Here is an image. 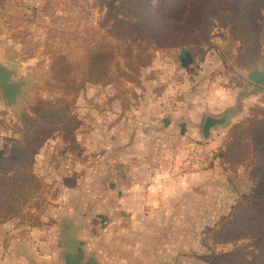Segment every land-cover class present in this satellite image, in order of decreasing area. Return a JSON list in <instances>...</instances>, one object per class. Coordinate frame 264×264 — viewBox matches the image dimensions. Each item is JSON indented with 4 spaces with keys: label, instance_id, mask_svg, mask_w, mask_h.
<instances>
[{
    "label": "rangeland",
    "instance_id": "rangeland-1",
    "mask_svg": "<svg viewBox=\"0 0 264 264\" xmlns=\"http://www.w3.org/2000/svg\"><path fill=\"white\" fill-rule=\"evenodd\" d=\"M187 1L150 0L154 8L162 9H173L174 5L187 9ZM126 2L0 0V61L11 63L20 72V77L29 79L25 96L17 109L7 107L0 88V156L10 153L19 143H26L31 151L36 149L27 168L0 169V264H29L36 256L59 259L64 249L63 230L66 227L76 237L92 243L96 251L100 250L103 264H138L131 257L130 248L123 247L126 255L117 253V243L126 237L114 229L119 217L112 215L110 220H105L106 214L111 215V209L121 211L122 206L130 205V198L118 197V191L115 192L117 183L130 188V179L119 176L110 163L104 174L105 166H100L99 161L104 156L101 143L104 130L111 131L119 121L125 126H128L126 122H133L129 116L124 119L114 114L120 108L131 110L139 103L144 86L141 82L143 68L139 81L127 80L121 73L127 71L126 58L119 53V65L111 66L112 82L87 84L77 93L71 87L68 94L61 84L64 79L71 78L76 84L81 82L87 68L88 50L101 41L116 45L120 52L128 46L147 42L141 32L124 39L118 37L112 16L124 19L127 25L129 20L135 21L133 16L123 14L127 11L123 8ZM221 22L215 19L210 25L207 41L199 45L192 43L189 49L195 51L199 59H204L211 50L216 53L215 62L221 64L219 83L232 88L240 104L245 96L256 99L244 103L243 107L237 102L233 104L227 110L234 112L232 120L229 117L226 126L214 128L207 139L201 131L202 124L198 125L196 137L202 147L196 154L203 157L218 153L219 143L223 144L233 124L243 121L260 102L264 107V96L255 92L257 89L264 93V88L248 84L245 79L250 69L263 67L264 27L260 30V50L256 59L243 67L237 63L240 42L234 39L230 27ZM255 22L262 26L260 18ZM182 48L159 49L155 55L164 58L173 52L178 59ZM41 99L48 102L44 106H49L54 116L47 123L36 125L31 107ZM225 111L215 114L221 116ZM205 113L200 118L202 123ZM157 136L163 142L168 138L167 135ZM165 153L162 144L154 143V147H144L140 157L152 155L161 161ZM109 154L116 156L113 152ZM189 155L191 151L186 150L177 165L181 172L192 175L193 172L184 170ZM208 162L203 169L208 166L209 169L191 177L193 183L166 203L185 206L189 211L193 209L182 215L188 224L198 216L201 219L213 217L212 221L217 219L215 227L193 229L188 226L185 230L171 232L186 234V264H211L207 256L235 249H241L247 259H252L257 253L254 239L219 244L214 242L213 232L221 219L230 215L238 204L264 212V202L254 199L260 181L250 177L251 171L256 169L253 156L235 166L220 159L212 160L211 164ZM210 209H213L212 213ZM192 237L196 244L190 241ZM18 239H25L26 243V261L21 263L17 257Z\"/></svg>",
    "mask_w": 264,
    "mask_h": 264
},
{
    "label": "crops",
    "instance_id": "crops-1",
    "mask_svg": "<svg viewBox=\"0 0 264 264\" xmlns=\"http://www.w3.org/2000/svg\"><path fill=\"white\" fill-rule=\"evenodd\" d=\"M180 50L178 59L173 52L166 54V58V55L163 58L162 55L154 54L151 64L142 70L141 82L145 88L143 86L141 89L139 103L133 105L131 110L123 111L120 108L114 114L124 119L129 116L133 122H126L128 126H125L119 121L114 129H105L102 133L104 156L99 165L105 166L104 174L110 163L116 168L119 176H127L131 182L130 188L117 183L115 191H118V197L130 198V205L122 206L121 211L117 208L111 209V215L106 214L105 220H110L112 215L119 217L114 229H118L126 237L117 243V253L126 255L123 247L130 248L131 257L138 264H186V234L171 231L185 230L188 226L193 229L215 227L217 223V219L212 221L213 217L201 219L198 216V220L195 218L188 224L182 215L193 209L189 211L185 206L167 205L166 202L182 194L183 188L193 183L191 177L195 178V174L209 169L208 166L206 169L202 168L201 172L195 171L196 173L190 175L189 172H181L177 165L180 155L186 150L188 153L191 151V154L200 153L197 150L202 146L196 135L198 125L203 126L204 122L202 123L200 118L204 112L205 118L208 115L216 116L217 111H227L236 102L240 103L236 101L232 88L219 83L218 69L221 64L215 62L216 53L213 50L209 51L204 59H199L192 49ZM249 83L251 82L248 81ZM255 92L264 96V93L257 89ZM251 97L245 96L239 106L243 107L244 103L256 99ZM260 101L261 98L258 102ZM262 101L264 103V97ZM261 104L262 102L258 105L263 107ZM230 112L232 120L234 112ZM157 135H167L168 138L163 142ZM154 143L158 146L162 144L166 150L165 156L162 155L163 159L157 161L152 155L140 157L142 149L146 146L154 147ZM219 144L216 145L220 148L222 144ZM178 150H181L180 155ZM110 152L116 155L115 158L110 156ZM216 155L217 153H210L208 157L205 156L206 163L209 161L211 164L212 160H219ZM210 212L212 213L213 209H210ZM66 230L74 239L80 240L86 257L94 255L99 263L103 264L100 250L96 251L92 243L76 237L67 227ZM190 241L196 244L193 237ZM17 242L18 262H25V239H18ZM32 260L37 264H64L61 256L59 259L55 256H36Z\"/></svg>",
    "mask_w": 264,
    "mask_h": 264
},
{
    "label": "trees",
    "instance_id": "trees-1",
    "mask_svg": "<svg viewBox=\"0 0 264 264\" xmlns=\"http://www.w3.org/2000/svg\"><path fill=\"white\" fill-rule=\"evenodd\" d=\"M186 4L187 9L186 6L178 5H174L173 9H162L154 8L150 0H127L123 5L127 11L123 14L133 16L135 21L129 20L127 25L124 19L112 16L118 37L124 39L135 32H141L142 38L147 42L135 47L128 46L122 52L112 43H97L88 50L87 68L83 71L81 82L76 84L71 78L64 79L61 83L66 87L65 94L69 93L71 87L77 93L87 84L112 82L111 66L119 65V53L125 55L127 67V71L122 70L121 73L129 81H139L141 69L151 64L157 50L189 48L192 43H205L210 25L215 19L229 26L234 39L240 42L237 51L238 65L245 67L256 59L260 50V30L264 27V0H188ZM256 18L262 20V26L255 22ZM44 105H48V102L41 99L31 107L34 115L31 118L36 125L47 123L54 116L50 113L49 106ZM35 150L31 151L26 143H19L10 153L0 156V169H12L16 166L27 168ZM250 155L256 166L250 177L254 180L259 178L260 181L254 199L263 203L264 107L260 106L254 108L243 121L230 127L216 156L222 162L235 166ZM244 238L255 240L257 253L252 259H247L241 249L206 258L211 264H264V212L238 204L230 215L221 219L213 232V240L223 244Z\"/></svg>",
    "mask_w": 264,
    "mask_h": 264
},
{
    "label": "water",
    "instance_id": "water-1",
    "mask_svg": "<svg viewBox=\"0 0 264 264\" xmlns=\"http://www.w3.org/2000/svg\"><path fill=\"white\" fill-rule=\"evenodd\" d=\"M245 79L255 85L264 87V61L262 68L255 67L250 69L245 74ZM28 84L29 79L27 77H20V72L11 63L0 61V88L4 93L9 109L20 107ZM229 117V112H225L221 116H206L202 126L204 138L207 139L210 136L212 129L225 126ZM63 231L64 249L61 252V257L64 264H100L94 255L86 257L80 240L74 239L67 230ZM29 264L37 263L31 259Z\"/></svg>",
    "mask_w": 264,
    "mask_h": 264
},
{
    "label": "built area",
    "instance_id": "built-area-1",
    "mask_svg": "<svg viewBox=\"0 0 264 264\" xmlns=\"http://www.w3.org/2000/svg\"><path fill=\"white\" fill-rule=\"evenodd\" d=\"M201 155L198 156V154H195V153L189 155V157L185 163V169H187L191 172L201 170L206 164L205 157H203Z\"/></svg>",
    "mask_w": 264,
    "mask_h": 264
}]
</instances>
